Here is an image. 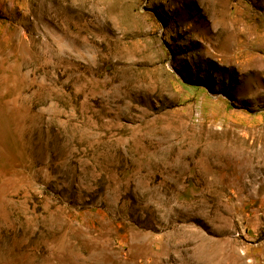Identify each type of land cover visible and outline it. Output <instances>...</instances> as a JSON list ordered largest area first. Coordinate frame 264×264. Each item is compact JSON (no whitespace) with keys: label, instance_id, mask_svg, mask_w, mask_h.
Instances as JSON below:
<instances>
[{"label":"rangeland","instance_id":"1","mask_svg":"<svg viewBox=\"0 0 264 264\" xmlns=\"http://www.w3.org/2000/svg\"><path fill=\"white\" fill-rule=\"evenodd\" d=\"M0 264H264V0H0Z\"/></svg>","mask_w":264,"mask_h":264}]
</instances>
